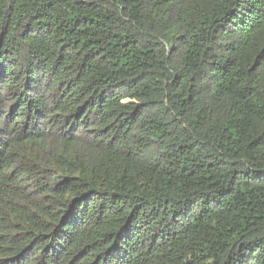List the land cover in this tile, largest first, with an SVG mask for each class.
<instances>
[{
  "label": "trees",
  "instance_id": "trees-1",
  "mask_svg": "<svg viewBox=\"0 0 264 264\" xmlns=\"http://www.w3.org/2000/svg\"><path fill=\"white\" fill-rule=\"evenodd\" d=\"M0 264H264V0H0Z\"/></svg>",
  "mask_w": 264,
  "mask_h": 264
}]
</instances>
